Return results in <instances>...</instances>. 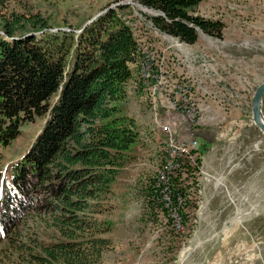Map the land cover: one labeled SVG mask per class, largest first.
<instances>
[{"label": "rangeland", "instance_id": "obj_1", "mask_svg": "<svg viewBox=\"0 0 264 264\" xmlns=\"http://www.w3.org/2000/svg\"><path fill=\"white\" fill-rule=\"evenodd\" d=\"M138 5L137 0H0V17L11 13L39 15L53 32H77L98 14L112 9L129 22L139 45L132 78L126 84L127 98L121 104L138 138L126 153L109 195L101 201L100 213L92 214L100 230L98 236L108 242L100 260L92 264H181L189 250L192 251L184 264H264V211L240 224L231 223L241 207L249 213L252 204L264 202V135L251 119V100L264 80V0H205L194 11L195 15L224 24L223 37L217 38L222 43H210L213 50L203 56L205 64H210L205 80L210 104L214 105L208 110L213 112L206 116L213 117L218 112L219 117L222 112L229 119L235 111L231 107L235 106L249 126L235 127L241 135L230 144L222 143L210 167L199 160L187 175L180 173L170 181L175 194L179 192L187 202L181 210V231L174 229L161 194L155 196L153 192L166 164L167 147L152 112L151 78L143 77L145 37L134 23L139 16L149 31L146 25L150 26L152 13L144 9L143 13ZM45 30L29 27L25 33L39 35ZM198 34L200 39H216L200 30ZM173 41L171 36H162V43ZM261 109L264 115V97ZM169 116L187 131L182 115ZM159 121L161 126L166 124L160 105ZM44 123L45 118H35L22 127L21 135L9 146L0 145L3 176L9 177L10 168L27 152ZM210 126H205L206 132ZM205 148H200L201 154ZM224 151L229 152L228 157L220 159ZM96 205L95 200L89 207ZM3 234L0 264H29L27 253L21 250L23 244L34 246L59 239L53 229L43 230L38 220L31 219L14 232L12 244L5 241Z\"/></svg>", "mask_w": 264, "mask_h": 264}, {"label": "trees", "instance_id": "obj_2", "mask_svg": "<svg viewBox=\"0 0 264 264\" xmlns=\"http://www.w3.org/2000/svg\"><path fill=\"white\" fill-rule=\"evenodd\" d=\"M203 1L137 0L163 14L149 18L156 29L188 45L197 42L199 30L223 37L221 21L194 15ZM29 27L46 30L25 33ZM47 28L39 15L0 17V145L9 146L25 124L45 118L9 177L0 172V235L12 244L21 225L38 220L59 239L23 244L27 263L92 264L108 247L92 214L100 213L138 138L121 104L139 45L129 22L112 9L81 33ZM187 163L186 175L193 168Z\"/></svg>", "mask_w": 264, "mask_h": 264}, {"label": "built area", "instance_id": "obj_3", "mask_svg": "<svg viewBox=\"0 0 264 264\" xmlns=\"http://www.w3.org/2000/svg\"><path fill=\"white\" fill-rule=\"evenodd\" d=\"M134 23L135 26H139V33H142L145 37L146 67L143 77L151 78L149 92L152 112L157 117V125L160 126L165 136L163 141L164 147H167L166 164L160 171V180L157 181V185H154L153 192L155 196L158 193L161 194L164 206L171 212L174 229L181 231L183 216L181 210L185 208L187 202L180 193L175 194L170 181L176 179L180 173H185L186 169L188 170L186 162H188L187 164L190 167H194V165L198 166L201 146L195 134L201 117V108L194 91V86L201 87L202 83L199 80L194 81V79L186 78L169 82L167 75L171 66L177 62L178 55L186 54L185 51L189 45L176 37H174L173 43H162V36H167V34L156 29L151 21L149 23L150 26L146 25V28L149 30L146 31L139 16L134 20ZM151 34L153 37H150ZM150 38L154 39L149 42ZM213 40L208 41L217 44L222 43L217 38ZM188 58L191 64L198 60V56L196 55ZM183 59L187 60L185 57ZM163 95L167 97L169 110L172 113L183 116L184 125L191 135L189 140L180 139L171 125L162 124L161 126L159 121V105ZM201 173L205 174L203 171ZM171 195L173 200L171 199Z\"/></svg>", "mask_w": 264, "mask_h": 264}, {"label": "crops", "instance_id": "obj_4", "mask_svg": "<svg viewBox=\"0 0 264 264\" xmlns=\"http://www.w3.org/2000/svg\"><path fill=\"white\" fill-rule=\"evenodd\" d=\"M210 43L211 42H209L207 38H198L196 43L187 47L185 51L186 54L178 55L177 62L171 66L167 75L169 82H174L175 80L180 78H186L192 80L194 79V81L199 80L202 83L201 87L197 85L194 86V91L200 102L201 108V117L195 135L200 143V146H206L205 150L203 149L205 152L201 154V160L204 166L209 167L211 166V163L216 159V150L221 149V147L223 146L222 143L224 142V145L227 144V142L230 144L241 135L240 133L237 134L238 130L235 127L238 125L249 126L245 115L240 112V110L235 108V106L231 107V109L235 111L233 112V116L229 119L226 118V113L222 112H220L221 114L219 117H217L218 112L213 117L206 116V114H210L211 112H213L211 110L208 112L210 107L214 108V105L210 104L211 100L208 95L207 81L205 80L207 71L210 69V67H208L210 66V64H205V61L203 60V56H207V51L213 50L211 49L212 45ZM194 55L198 56V60L191 64L188 57ZM184 57L187 58V60H184ZM205 65L206 69L204 70L203 67ZM160 108L161 115H163L164 117V121H166V124L173 125L172 127H174L173 129L176 132L177 136L179 138L181 137L184 139H190L191 135L188 133V131H186L183 126L179 125L175 120L171 119L172 117L169 116L170 114L173 116H176L178 114L172 113L169 110L168 100L165 95H163L160 99ZM208 125L211 126L208 132H206V129L204 128ZM228 153L229 152H225L220 159H227ZM227 163H230L229 160L227 161Z\"/></svg>", "mask_w": 264, "mask_h": 264}, {"label": "water", "instance_id": "obj_5", "mask_svg": "<svg viewBox=\"0 0 264 264\" xmlns=\"http://www.w3.org/2000/svg\"><path fill=\"white\" fill-rule=\"evenodd\" d=\"M138 8L140 11H151L152 15L151 16H162L163 14L161 12L149 9L141 4L138 5ZM104 13V12H103ZM101 14H98V16L94 17L89 23H87L81 30L77 31V33H81L82 30L91 22H93L96 18H98ZM145 13V12H143ZM58 31V30H56ZM263 97H264V80L258 85L256 88V91L254 92V95L251 100V112L252 116L251 119L253 121V124L260 130V132L264 135V115L262 113L261 105L263 102Z\"/></svg>", "mask_w": 264, "mask_h": 264}, {"label": "bare ground", "instance_id": "obj_6", "mask_svg": "<svg viewBox=\"0 0 264 264\" xmlns=\"http://www.w3.org/2000/svg\"><path fill=\"white\" fill-rule=\"evenodd\" d=\"M145 10V9H144ZM264 120V119H263ZM253 188V187H252ZM253 193V191H252ZM247 194H250V192H248ZM255 194V193H254ZM262 194V193H261ZM250 196V195H249ZM248 196V197H249ZM248 197L246 199H248ZM259 200V199H258ZM246 202V201H245ZM243 205V204H242ZM252 212H246L247 210H244L242 207V209L240 208L239 209V212L238 214L236 215L235 218H233L231 220V223L233 224H240L242 222H244L246 219L250 218V217H253V216H256L258 215L260 212L264 211V202L262 201H259V202H255V204H252ZM247 209V208H246ZM192 250H189L186 257L182 260V263L181 264H184L187 256L191 253Z\"/></svg>", "mask_w": 264, "mask_h": 264}]
</instances>
